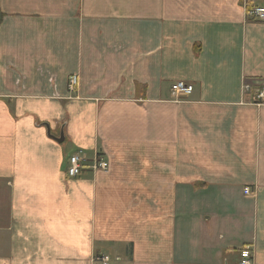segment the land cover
<instances>
[{
    "label": "crops",
    "instance_id": "1",
    "mask_svg": "<svg viewBox=\"0 0 264 264\" xmlns=\"http://www.w3.org/2000/svg\"><path fill=\"white\" fill-rule=\"evenodd\" d=\"M254 6L0 0V264H264ZM75 154L108 168L69 178Z\"/></svg>",
    "mask_w": 264,
    "mask_h": 264
},
{
    "label": "built area",
    "instance_id": "2",
    "mask_svg": "<svg viewBox=\"0 0 264 264\" xmlns=\"http://www.w3.org/2000/svg\"><path fill=\"white\" fill-rule=\"evenodd\" d=\"M246 17L249 20L256 22H264V7L254 6L246 10ZM78 77L76 75H70L67 81V89L70 95L76 93L78 88ZM193 86L183 81H176L170 86V95L173 99H179L192 94ZM242 92L247 96L252 103L256 105L264 104V84L259 86H252L248 82H244L242 85ZM89 169L92 172L106 171L108 168V162L102 157H95V159L86 163L79 154L72 155L68 158V167L66 169V175L69 178L79 177L84 169ZM246 195L250 194L249 188L244 189ZM240 264H252V257L250 250L245 248L240 251ZM94 264H113L108 255L101 254L94 259Z\"/></svg>",
    "mask_w": 264,
    "mask_h": 264
},
{
    "label": "water",
    "instance_id": "3",
    "mask_svg": "<svg viewBox=\"0 0 264 264\" xmlns=\"http://www.w3.org/2000/svg\"><path fill=\"white\" fill-rule=\"evenodd\" d=\"M46 128H47V132L49 133V127L46 126ZM54 140H55L57 143H62L63 140H64V135H63V133L61 132V133H60V136H59L58 138L55 137Z\"/></svg>",
    "mask_w": 264,
    "mask_h": 264
}]
</instances>
